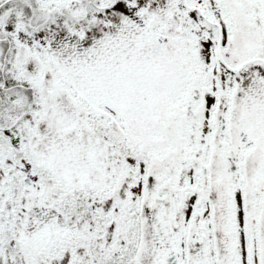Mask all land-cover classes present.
I'll return each instance as SVG.
<instances>
[{"label": "snow or ice", "instance_id": "obj_1", "mask_svg": "<svg viewBox=\"0 0 264 264\" xmlns=\"http://www.w3.org/2000/svg\"><path fill=\"white\" fill-rule=\"evenodd\" d=\"M0 264H264V0H0Z\"/></svg>", "mask_w": 264, "mask_h": 264}]
</instances>
